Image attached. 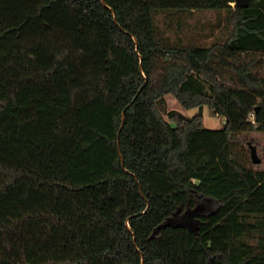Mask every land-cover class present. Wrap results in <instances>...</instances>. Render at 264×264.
<instances>
[{
	"label": "trees",
	"instance_id": "16d2710c",
	"mask_svg": "<svg viewBox=\"0 0 264 264\" xmlns=\"http://www.w3.org/2000/svg\"><path fill=\"white\" fill-rule=\"evenodd\" d=\"M233 3L0 0V264H264V0ZM196 11L228 38L159 32Z\"/></svg>",
	"mask_w": 264,
	"mask_h": 264
},
{
	"label": "rangeland",
	"instance_id": "374dc122",
	"mask_svg": "<svg viewBox=\"0 0 264 264\" xmlns=\"http://www.w3.org/2000/svg\"><path fill=\"white\" fill-rule=\"evenodd\" d=\"M225 12L196 11L191 14H164L156 16V25L159 32L172 43H180L185 46H210L213 43H223L229 35ZM166 111H177L186 117H192L197 109L184 110L171 96L165 98ZM203 126L210 130H220L224 126V118L213 116L207 107L203 108ZM247 143L256 145L257 155L261 160L253 169L264 170V134L251 132L242 134ZM244 153L248 147L244 144ZM251 161V160H250Z\"/></svg>",
	"mask_w": 264,
	"mask_h": 264
},
{
	"label": "water",
	"instance_id": "95a60500",
	"mask_svg": "<svg viewBox=\"0 0 264 264\" xmlns=\"http://www.w3.org/2000/svg\"><path fill=\"white\" fill-rule=\"evenodd\" d=\"M234 3L232 6H238L241 8H246L248 6L249 0H233ZM248 149H249V156L250 160L254 165H259L261 160L259 159L257 155V149L256 146L252 145L251 143H248Z\"/></svg>",
	"mask_w": 264,
	"mask_h": 264
},
{
	"label": "built area",
	"instance_id": "2783aa9c",
	"mask_svg": "<svg viewBox=\"0 0 264 264\" xmlns=\"http://www.w3.org/2000/svg\"><path fill=\"white\" fill-rule=\"evenodd\" d=\"M249 118H250V119H252V118H253V114H252V113L249 115Z\"/></svg>",
	"mask_w": 264,
	"mask_h": 264
},
{
	"label": "crops",
	"instance_id": "0c3cea01",
	"mask_svg": "<svg viewBox=\"0 0 264 264\" xmlns=\"http://www.w3.org/2000/svg\"><path fill=\"white\" fill-rule=\"evenodd\" d=\"M166 98V97H165Z\"/></svg>",
	"mask_w": 264,
	"mask_h": 264
}]
</instances>
